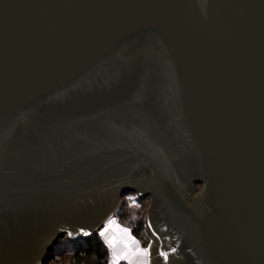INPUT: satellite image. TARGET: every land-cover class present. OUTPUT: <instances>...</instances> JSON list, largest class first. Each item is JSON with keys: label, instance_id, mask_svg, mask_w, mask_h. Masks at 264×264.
<instances>
[{"label": "water", "instance_id": "water-1", "mask_svg": "<svg viewBox=\"0 0 264 264\" xmlns=\"http://www.w3.org/2000/svg\"><path fill=\"white\" fill-rule=\"evenodd\" d=\"M130 190L151 264H264V0H0V264Z\"/></svg>", "mask_w": 264, "mask_h": 264}, {"label": "trees", "instance_id": "trees-1", "mask_svg": "<svg viewBox=\"0 0 264 264\" xmlns=\"http://www.w3.org/2000/svg\"><path fill=\"white\" fill-rule=\"evenodd\" d=\"M148 197L149 195L139 197L142 205L145 204ZM115 216L121 224L131 227L137 238L146 242L144 219L140 212L120 207ZM111 256V248L100 231L87 237L81 236L75 239L65 234L50 249L44 264H110ZM119 264L129 263L120 261Z\"/></svg>", "mask_w": 264, "mask_h": 264}, {"label": "rangeland", "instance_id": "rangeland-1", "mask_svg": "<svg viewBox=\"0 0 264 264\" xmlns=\"http://www.w3.org/2000/svg\"><path fill=\"white\" fill-rule=\"evenodd\" d=\"M202 187H203L202 182L194 181L195 195H198L200 193ZM146 195H149V197L146 200L145 204L142 205L140 198H139L141 195H139L138 192L135 190H130V192H127L125 195L124 194L122 195L120 199L121 200L120 204L117 208L118 210L120 207H123V208H127L130 210H135V211L140 212V214L142 215L144 219V234L146 238V239L144 238L146 240L145 243L143 240H140L133 234L131 227L127 225H123L119 222V219L115 216L117 210L113 214H111L109 217H107V219L104 222L103 227L100 229V233L104 232L105 228L108 229V231L104 232V235L102 236L107 243H108L109 236H114V238L116 239V241H118V243H123L124 249H121L120 253L123 254V252H125V255H130L132 257H139L140 258L138 260L139 264L141 263L151 264V245L153 244V241L150 238V236L147 234V216L149 213V209L151 207L152 196L151 194H146ZM112 221H115L114 224L119 226L118 231L113 228L114 224H112L111 227H109V224ZM121 229H127L128 232L127 233L122 232ZM128 237L131 239L132 242L129 241ZM124 241L125 242L128 241V244H125ZM137 249H140L141 251L147 249L148 254L146 256L140 255L137 252Z\"/></svg>", "mask_w": 264, "mask_h": 264}, {"label": "crops", "instance_id": "crops-1", "mask_svg": "<svg viewBox=\"0 0 264 264\" xmlns=\"http://www.w3.org/2000/svg\"><path fill=\"white\" fill-rule=\"evenodd\" d=\"M113 228L117 231L119 230V226H117L115 224L113 225ZM113 238H114V236H109L108 244H109V240H112ZM128 239H129V241H131V239L129 237H128ZM124 243L128 244V241L127 242L124 241ZM109 246H110L111 252H112L110 264H119L120 261H127L129 264H139L138 263V260L140 259L139 257H132L130 255H125V252H123V254L120 253V250L124 249L123 243H118V241H116V239H114V244H112V245L109 244Z\"/></svg>", "mask_w": 264, "mask_h": 264}, {"label": "snow or ice", "instance_id": "snow-or-ice-1", "mask_svg": "<svg viewBox=\"0 0 264 264\" xmlns=\"http://www.w3.org/2000/svg\"><path fill=\"white\" fill-rule=\"evenodd\" d=\"M114 223H115V221L110 222L109 227H111V225L114 224ZM107 231H108V229L105 228L104 232H107ZM121 231H122V232H125V233L128 232L127 229H121ZM104 232H101L100 234L103 236V235H104ZM114 239H115V238H113L112 240H109V244H110V245L114 244ZM173 251H175V249H173ZM137 252H138L140 255H144V256H146V255L148 254L147 249H145V250H143V251H141L140 249H137ZM160 255L163 256L165 262H167V260H168V253H167V252H161Z\"/></svg>", "mask_w": 264, "mask_h": 264}]
</instances>
